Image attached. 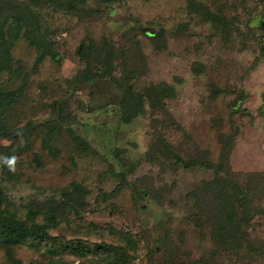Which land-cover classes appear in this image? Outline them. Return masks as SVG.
<instances>
[{
    "label": "rangeland",
    "instance_id": "374dc122",
    "mask_svg": "<svg viewBox=\"0 0 264 264\" xmlns=\"http://www.w3.org/2000/svg\"><path fill=\"white\" fill-rule=\"evenodd\" d=\"M263 37L264 0H0L4 213L53 214L0 264H264L263 199L223 251L187 196L221 133L264 172Z\"/></svg>",
    "mask_w": 264,
    "mask_h": 264
},
{
    "label": "trees",
    "instance_id": "16d2710c",
    "mask_svg": "<svg viewBox=\"0 0 264 264\" xmlns=\"http://www.w3.org/2000/svg\"><path fill=\"white\" fill-rule=\"evenodd\" d=\"M201 15L207 22L214 23L215 15L213 13L204 9ZM217 140L220 144L218 162L213 164L204 158L205 151L202 152V158L197 161L199 164L211 168L213 177L208 181H200L189 191L187 196L192 201L198 217L208 227L211 242L224 251L226 248L228 250V248L240 246V222H247L250 214L254 211L252 206L254 198L264 200V172H246L234 177L228 171L227 166L228 154L234 142L233 138L221 133ZM155 147L156 149L153 150L161 154L162 158L165 157L164 159L171 154H167L169 147L163 139L157 140ZM187 165L188 163H183V166ZM151 196L154 198L152 194ZM1 205L0 247L8 249L27 239L34 241L48 237L45 224H37L34 219L36 214H41L46 217L47 224H51L53 223V214L50 211L42 209L35 211L28 208L25 218L17 219L12 212L4 213L6 204H4L0 192ZM238 214L241 215V218ZM256 242L254 250L260 248L263 250L264 242L261 243L258 240ZM118 262L119 260L114 264H118Z\"/></svg>",
    "mask_w": 264,
    "mask_h": 264
},
{
    "label": "clouds",
    "instance_id": "9594fccd",
    "mask_svg": "<svg viewBox=\"0 0 264 264\" xmlns=\"http://www.w3.org/2000/svg\"><path fill=\"white\" fill-rule=\"evenodd\" d=\"M7 162L10 166L13 165L15 163V157L9 159Z\"/></svg>",
    "mask_w": 264,
    "mask_h": 264
},
{
    "label": "water",
    "instance_id": "95a60500",
    "mask_svg": "<svg viewBox=\"0 0 264 264\" xmlns=\"http://www.w3.org/2000/svg\"><path fill=\"white\" fill-rule=\"evenodd\" d=\"M262 23V22H261ZM262 25H263V23H262Z\"/></svg>",
    "mask_w": 264,
    "mask_h": 264
}]
</instances>
